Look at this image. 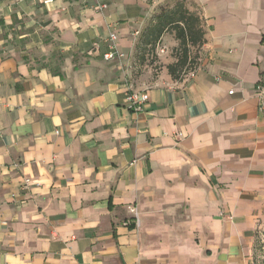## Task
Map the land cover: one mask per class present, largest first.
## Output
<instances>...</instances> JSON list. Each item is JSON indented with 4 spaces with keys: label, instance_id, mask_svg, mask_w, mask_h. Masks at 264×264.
I'll return each mask as SVG.
<instances>
[{
    "label": "crops",
    "instance_id": "0c3cea01",
    "mask_svg": "<svg viewBox=\"0 0 264 264\" xmlns=\"http://www.w3.org/2000/svg\"><path fill=\"white\" fill-rule=\"evenodd\" d=\"M166 1L0 0V264H252L264 0H193L195 75L133 77ZM131 90L149 93L139 111Z\"/></svg>",
    "mask_w": 264,
    "mask_h": 264
},
{
    "label": "trees",
    "instance_id": "16d2710c",
    "mask_svg": "<svg viewBox=\"0 0 264 264\" xmlns=\"http://www.w3.org/2000/svg\"><path fill=\"white\" fill-rule=\"evenodd\" d=\"M173 5L161 6L158 13L149 18L150 24L144 27L135 44L136 55L145 59L148 52H154L161 37L166 31H174L178 45L174 49L175 60L166 65L169 74L174 79H182L190 71L196 70L199 64L200 47L205 42L203 19L197 11L187 6V0H173ZM197 48L198 52L193 53ZM261 226V221L259 228ZM259 228L255 242L259 238ZM255 247V246H254Z\"/></svg>",
    "mask_w": 264,
    "mask_h": 264
},
{
    "label": "rangeland",
    "instance_id": "374dc122",
    "mask_svg": "<svg viewBox=\"0 0 264 264\" xmlns=\"http://www.w3.org/2000/svg\"><path fill=\"white\" fill-rule=\"evenodd\" d=\"M173 3H174L173 0H167L161 6L167 7L169 5H173ZM161 6H159L155 10L156 13H158L160 11ZM187 6L190 9L197 11L195 4L192 0H187ZM150 23L151 22L148 19L146 21L144 27H146ZM164 34L165 35H172L173 37H175L174 31H166ZM158 44L159 45H157L156 50L154 52H149V53L147 52L146 53V55L144 57L145 59H143L141 55H139V56L136 55L135 51L133 52L132 60H131V71H132L133 77L138 78L140 75L144 74V76H145L146 73H149L151 75L146 77V79H151L152 77L155 78L159 73H161L165 69V66L169 63L170 57L173 59V61L175 60V57H174L175 47L170 48V51L168 52L167 48L164 46L166 44L164 43L163 38H161V43H158ZM161 47H163V49H165V51H162ZM193 51H194L193 53L198 52L197 48H195ZM167 59H169V60H167ZM261 84L262 85H260V89L263 90V96H264V76H263V82ZM258 235H259V238L257 239V242H255V247L253 249V262H252V264H264V217H262V219H261V226L259 228V234Z\"/></svg>",
    "mask_w": 264,
    "mask_h": 264
},
{
    "label": "built area",
    "instance_id": "2783aa9c",
    "mask_svg": "<svg viewBox=\"0 0 264 264\" xmlns=\"http://www.w3.org/2000/svg\"><path fill=\"white\" fill-rule=\"evenodd\" d=\"M44 3L48 4L53 2L54 0H43ZM108 5L106 3H99L97 5L98 9H104L106 8ZM110 40H111V48L108 52L104 53V58L105 59H113L115 56H119L121 55V53L119 52V49L117 47L116 41H117V34L114 31L110 32ZM162 51H164V49H162ZM196 70L190 71L187 75L190 76H194L195 75ZM260 88V85H259ZM149 100V93L147 91H134L131 90L130 92H128L127 94V102L130 108H133L135 111H139L143 108L144 104ZM25 182L27 184H31L32 183V179L27 177L25 178ZM131 211L134 212L137 215V209L136 207H132Z\"/></svg>",
    "mask_w": 264,
    "mask_h": 264
}]
</instances>
